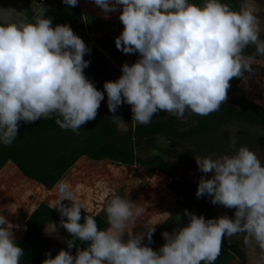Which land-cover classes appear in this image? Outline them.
I'll return each mask as SVG.
<instances>
[{"label":"clouds","instance_id":"1","mask_svg":"<svg viewBox=\"0 0 264 264\" xmlns=\"http://www.w3.org/2000/svg\"><path fill=\"white\" fill-rule=\"evenodd\" d=\"M76 7L78 0H62ZM108 18L118 13L122 24L114 38L118 51L138 59L120 66L121 75L95 87L84 70L91 50L70 25H53L47 6L39 4L29 19L18 14L0 22V144L17 140L20 124L53 119L62 130L80 135L105 100L113 122L130 106L132 121L147 125L163 111L179 119L186 112L207 116L228 99L230 81L252 72L255 55L264 56V27L256 0H241L238 9L223 0H92ZM254 46V55L245 50ZM229 139L231 154L195 157V195L212 205L234 210L233 216L206 219L185 210L187 223L164 231V243H153L156 224L133 229L146 209L130 198L113 195L105 205L107 227L101 230L90 214L82 215L73 187L57 181L53 208L60 226L71 237L55 256L45 253L42 264H215L225 239L241 235L243 244L259 250L255 264H264V164L247 145ZM51 229L57 231L52 222ZM12 225L0 215V264H21ZM146 241V242H145ZM79 242V243H78ZM80 245H84L81 247ZM75 249V252L71 251Z\"/></svg>","mask_w":264,"mask_h":264},{"label":"trees","instance_id":"2","mask_svg":"<svg viewBox=\"0 0 264 264\" xmlns=\"http://www.w3.org/2000/svg\"><path fill=\"white\" fill-rule=\"evenodd\" d=\"M190 2L199 4L202 0ZM223 2L229 3L233 9H238L240 4V0ZM26 5L24 15L30 19L35 10L30 0H26ZM46 15L52 18L53 25L67 23L77 34L76 24L82 16L79 4L73 8L63 4L61 0L54 9L48 10ZM261 39H264V34L261 35ZM85 43L91 52L84 57L90 61L84 74L96 87L98 80L106 78L109 62L100 51ZM254 53V46H249L245 50V55ZM239 79L233 78L230 81L228 99L221 105L220 110L207 116L186 112L184 118L179 119L168 114L147 125L133 126L129 118V109H126L121 111L127 112L128 128L120 131L113 122L112 113L98 112L94 120L81 127L80 135H75L70 130H62L55 123V118H41L29 124L22 122L16 141L10 147L0 144V170L7 162H12L25 177L51 189L81 157H88L93 161L109 160L124 166L137 165L145 171L148 178L157 172L166 175L170 179V189L182 210L198 216L203 215L206 219L216 218L210 205L193 203L187 193L179 190L176 169L168 163L167 157H175L193 166L195 157L217 154L218 145L223 144L222 138L230 139L224 134L226 125L258 126L264 123V105L255 103L243 94L238 88ZM116 115L120 116L119 111ZM158 140H164V144H157ZM145 145L155 152L148 158H142L137 153L141 146ZM83 213L89 214L82 210V215ZM90 215L96 219L101 230L107 227V221L103 216ZM60 220L59 213L45 203H40L26 217L23 227L15 236L18 246L23 248L25 253L21 258V264H42L46 258L45 253L51 252L50 242L43 234L44 227L50 222ZM63 231V240L70 239L66 230ZM242 244L241 235L231 239L230 243L227 239L223 242L229 253L245 262L244 253L240 250ZM65 247L67 248L66 243ZM71 251L74 254L75 249ZM51 254L55 256L53 252Z\"/></svg>","mask_w":264,"mask_h":264},{"label":"rangeland","instance_id":"3","mask_svg":"<svg viewBox=\"0 0 264 264\" xmlns=\"http://www.w3.org/2000/svg\"><path fill=\"white\" fill-rule=\"evenodd\" d=\"M30 2L35 10L38 7V0H30ZM59 2V0H48V3L45 4L48 10H52ZM78 2L82 16L80 23L76 24L75 31L88 45L96 48L106 58H113L116 65L111 64L112 67L108 71L109 79L106 81H114L121 75L120 66L123 63L131 64L135 62L138 56L136 54L126 55L115 47L114 38L120 34L123 27L119 22L118 13H110L108 18H105L101 10L92 3V0H78ZM256 4L261 25L264 27V0H256ZM26 6V0H0V20L2 21L5 18L9 21L15 20L18 14H24ZM263 34L264 31L261 32V35ZM251 68V73L245 72L244 77L239 79L238 88L248 99L259 105H264V56H255ZM96 85H99L98 90L103 91L101 80H98ZM100 106H102L101 110L109 112L106 94L105 100L101 102ZM126 109H129L128 113L132 125L138 124L132 121L130 106L124 104L118 108L119 117L126 124L123 127L117 125L120 131L128 128L127 112L121 111ZM167 115L168 113L161 111L154 115L152 121L162 119ZM189 119H191L190 116ZM224 134L228 138L232 135L238 136L237 146L247 145L264 164V123L258 126L228 124L224 128ZM222 141L223 144L218 145V153L213 157L231 154L232 150L228 147L229 140L222 138ZM157 144L163 145L164 140H158ZM137 153L142 158H148L155 152L145 145L141 146ZM86 159L90 161L76 162L62 178L72 185L76 200L82 205L84 212L93 215L98 214L106 219L104 209L107 200L113 195H119L125 199L130 198L146 209L145 214L140 218L141 222L136 224L133 231H143L142 223L156 224L155 233L152 237L153 243L150 245L154 250L164 243L161 236L162 232H171L175 227L187 223L185 211L178 206L176 196L170 189V179L166 175L157 172L153 177L148 178L145 171L137 165L124 166L109 160L93 162L88 157ZM167 161L176 169L179 190L187 193L191 202L210 205L216 217L225 214L229 217L233 216L234 210L225 209L220 205H212L209 197H196L197 183L202 175L198 171L196 162L193 166H190L175 157H167ZM9 166H5L6 168L0 173V176L5 174ZM6 178H4V183L0 185V215H5L9 222L13 221L15 223L13 232L17 236L24 225L26 217L40 203L53 207L57 193L55 186L47 189L33 180L31 182L25 181V184L20 181L19 184V182H16L17 180L11 181L8 180V177ZM52 223L56 225L57 231L53 232L51 223H48L44 227L43 234L50 242V251L56 255L59 250H67V248L63 240L64 231L60 226V221ZM238 237L239 235L233 236L231 239ZM240 250L244 253L245 262H241L231 253L232 259L228 260L225 255L229 256V252L222 245L220 256L215 264H255V261L261 255L259 250L250 249L244 244L240 246Z\"/></svg>","mask_w":264,"mask_h":264},{"label":"crops","instance_id":"4","mask_svg":"<svg viewBox=\"0 0 264 264\" xmlns=\"http://www.w3.org/2000/svg\"><path fill=\"white\" fill-rule=\"evenodd\" d=\"M79 4V2H78ZM80 5V4H79ZM81 8V7H80ZM102 20V19H101ZM80 23V21L78 22ZM77 23V24H78ZM108 62H109V65H108V69H107V74H106V78L102 79L101 80V84L104 83V81H106L107 79H109V70L110 68L112 67V65H116V62L113 60V58H107ZM112 64V65H111ZM99 86V85H98ZM96 85V88L98 87ZM102 106H100L99 108V113H107L106 111H103L101 110ZM87 161L88 159H86V157H81L77 162H81V161ZM90 161V160H88ZM95 162V161H93ZM11 165V166H9ZM7 166H9V168H7L5 174H2V176H0V185L3 184L4 182V178L8 177V180H17L16 182H19L20 184V181L23 182L22 184H25V181L27 182H31V179L25 177L21 171L12 163V162H7L4 167L0 170V173L6 168ZM7 179V178H6ZM21 190H23V188H21ZM11 223H13L12 225L15 226V223L13 221H10ZM229 256L225 255V257L229 260V259H232V255L229 253L228 254Z\"/></svg>","mask_w":264,"mask_h":264},{"label":"built area","instance_id":"5","mask_svg":"<svg viewBox=\"0 0 264 264\" xmlns=\"http://www.w3.org/2000/svg\"><path fill=\"white\" fill-rule=\"evenodd\" d=\"M59 1H61V0H59ZM41 3L46 5L48 3V0H38L37 5L39 6V4H41Z\"/></svg>","mask_w":264,"mask_h":264}]
</instances>
